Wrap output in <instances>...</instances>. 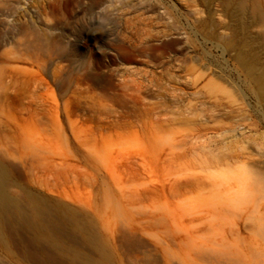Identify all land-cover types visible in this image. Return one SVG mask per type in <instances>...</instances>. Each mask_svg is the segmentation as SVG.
<instances>
[{
  "label": "rangeland",
  "instance_id": "rangeland-1",
  "mask_svg": "<svg viewBox=\"0 0 264 264\" xmlns=\"http://www.w3.org/2000/svg\"><path fill=\"white\" fill-rule=\"evenodd\" d=\"M0 162L95 263L264 264V0H0ZM2 227L0 264H84Z\"/></svg>",
  "mask_w": 264,
  "mask_h": 264
},
{
  "label": "bare ground",
  "instance_id": "bare-ground-1",
  "mask_svg": "<svg viewBox=\"0 0 264 264\" xmlns=\"http://www.w3.org/2000/svg\"><path fill=\"white\" fill-rule=\"evenodd\" d=\"M6 220L25 222L31 235L28 245L38 247L44 255H49L47 251L52 248L75 262L99 264L79 246L87 245L96 251L102 249L96 227L77 218L75 212L67 210L60 202L11 193L6 169L0 162V221ZM6 233L0 228V239L8 244Z\"/></svg>",
  "mask_w": 264,
  "mask_h": 264
}]
</instances>
